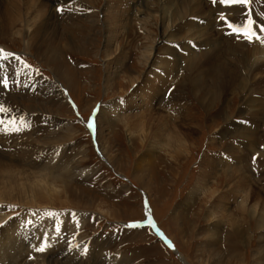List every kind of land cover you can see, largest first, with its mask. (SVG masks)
I'll return each mask as SVG.
<instances>
[{
  "label": "rangeland",
  "instance_id": "1",
  "mask_svg": "<svg viewBox=\"0 0 264 264\" xmlns=\"http://www.w3.org/2000/svg\"><path fill=\"white\" fill-rule=\"evenodd\" d=\"M128 1L121 18L123 28L119 45L109 56L105 50L106 26L99 23L92 27L89 22H83V19V25L78 27L73 26L74 23L69 20L62 22L61 39L52 42L53 49L60 51L54 59L48 56H51L52 52L45 55L40 50L27 49L24 37L23 39L13 35H0V46L25 54L27 65L37 67L38 70L32 69L44 75L45 80H49L45 87H36L33 82L31 83L34 86L27 81L26 85L30 87L27 86L22 90L24 104L30 107L32 112L43 115L36 132L37 137L48 138L51 142L57 140L55 142L60 150L66 145L67 154L64 161L68 163L67 165L77 166L74 172L66 173L64 179L58 182L60 196L53 199L42 198L43 204L46 205L41 206L53 208L56 213L66 210L78 212L84 218L85 222L79 230L75 229L71 232V237H66L64 248L69 251L74 250L73 244L76 241L77 247L83 248L81 254L84 256L90 250L92 243L100 240L104 246L98 251L100 255L95 264H253V254L259 248L262 236L261 230L255 229L257 223L255 224L251 219L244 220L240 208L237 207L241 197L233 207L226 208L225 203H221L214 205L216 209H213L212 204L218 199L219 194H212L211 189L217 187L219 191L226 189V172L222 170L228 164L234 167L247 162L251 164L253 157L258 155L259 161L264 165V145L245 147V145L233 144L236 142V137H239L238 134L225 136L222 133V128L226 127L227 122L234 117L239 119L244 116L239 112L243 100H250L252 95H257L252 94L253 89L246 95L240 92L241 85H247L248 80L242 82L240 80L241 84L236 85L233 91L226 92L224 96L221 91L222 85L219 84L226 81L224 80L226 78L228 82L232 79V76L225 75L227 67L236 70L238 77V71L244 67L241 61L245 64L248 62L243 55H239V51H236L237 55L234 54L235 52L230 55L232 48L246 49L244 53L247 51L249 58L250 54L264 56V45H257V43L264 44V0L229 4L228 8L221 0H196L198 6L194 7L197 8L185 19L171 25L159 18V12L163 11L161 6H168L171 10V6L184 9L187 3L188 7L195 3L194 0H139L137 3L141 6L139 5L137 9H134L136 0ZM148 2L152 3L150 12L144 8ZM93 3L100 18L104 19L103 12L106 10L108 0H93ZM238 5L247 6L246 14L250 12L249 7L262 11L259 17H254L253 12L250 13L247 21L245 15L237 16L240 21L244 19L241 24L252 21L254 17V29L258 30V38L254 37L253 43H248L246 38H239L244 37L242 32L235 37L228 27H223L228 19L234 24L232 21L235 16L225 13V20L218 16L219 8L226 7L227 11L235 13ZM150 14L153 17L149 18ZM213 17L217 18L214 23L209 21ZM141 20L148 21L145 28ZM208 24L224 28V31L214 29L219 34L215 31L216 35L211 33L213 37L210 33L205 35L214 45L212 61L217 63V68L209 67L199 57L202 37L197 33L201 29L208 28ZM205 32L207 33V30ZM67 39L75 46L68 45ZM226 43L229 47H226ZM152 45L155 49L149 59L151 52L146 55L145 49ZM7 59L0 57V62L4 66V71H0L1 102L10 88L6 75L10 61ZM250 60V65L264 61L263 58L253 59V57ZM109 61L114 70V78L108 86L106 76ZM168 69H171L168 76L161 75L153 82L159 71ZM253 72L247 76V79L257 74L255 79L251 80L258 84L261 79L256 77L260 73L264 74V66H256ZM211 75L213 76L210 77ZM5 79L7 83H4ZM14 81L16 78L12 79V82ZM144 81L145 85L150 86L148 96L153 102L150 103L146 99L144 104L148 101L149 106L152 105V113L148 114L147 110L146 114L136 113L128 116L125 107L127 98L137 84ZM159 81L161 84L166 83L162 92H159L160 89L158 90L157 87L153 88V84ZM34 82L37 81L34 79ZM259 85L257 90L260 89ZM18 87L22 88V86ZM262 91L264 86L260 89V92ZM211 94L215 95L209 97ZM161 97L163 101L158 104L157 101ZM206 98L209 100L207 101ZM174 101L176 105L172 110L170 107L174 105ZM1 102L0 109H3ZM251 104L253 109L257 107L255 102ZM97 106L100 112L97 115L96 140H94L86 122L93 117ZM176 107L179 113L178 124L188 123L186 127L189 133L185 136L187 143H183V148L179 147L180 143L174 147H167L163 144L164 140H160L162 143L159 144L160 147L158 145V151L153 152L154 155L151 154L153 156L150 162L140 165L143 154L150 153L146 151L155 139V135L148 138L142 129H146L147 126H151L154 131L160 126L164 128V120L158 121L154 114L158 115V119L164 115L169 116L167 113L176 111ZM251 113L252 111L249 110L245 115L250 117ZM174 115L175 112L171 116ZM231 115L232 118L229 120L227 117ZM53 118H57L65 127H60ZM244 118L250 120L247 116ZM246 119H244L245 123L248 122ZM0 121H3V125L0 123V129L13 127L12 120L3 119L2 111H0ZM250 122H257L256 126L259 127L260 132L256 135L246 129L245 135L249 136L250 140H264V113L257 118V121ZM18 135L14 130L12 132L0 130V139L8 145L20 139ZM230 143L233 146L227 149ZM252 148L257 150L253 157L250 155ZM50 153L48 149L40 159L47 160ZM60 154L62 155V152H57V155ZM256 156L254 159H257ZM207 157L212 159L215 157L218 160L216 171L219 183H214L212 179L209 181L207 178L200 179L203 169H207ZM59 161L63 160L55 159V163ZM197 185L200 191L193 201L187 202ZM253 185L258 188L260 186L259 189L264 195V167L253 169L251 186ZM145 198L148 200L158 228L172 241V245L160 240L148 226L138 229H129L125 226L128 222L145 220L147 214ZM250 204L247 213H251L254 208L261 211L264 207L256 197L251 199ZM21 209L22 206H17L14 212L18 213ZM214 222H218L219 225L212 229ZM240 234H243L242 238H239ZM78 236H81L80 243L77 240ZM262 256L264 264V247Z\"/></svg>",
  "mask_w": 264,
  "mask_h": 264
},
{
  "label": "bare ground",
  "instance_id": "2",
  "mask_svg": "<svg viewBox=\"0 0 264 264\" xmlns=\"http://www.w3.org/2000/svg\"><path fill=\"white\" fill-rule=\"evenodd\" d=\"M138 1L139 0H136L134 9H137V7L140 5V3H137ZM194 1L195 3L192 4L191 2L192 5L189 4V7L187 3V6L184 9H179L171 6V10L170 7L163 5L161 6L163 11L159 12V18H161L162 21H166L167 24L170 25L178 20L185 19L192 10H195L197 8L194 6H198V2L196 0ZM128 2V0H108L106 10L105 12H103V16L105 17L103 19L100 18L93 0H0V35H13L14 37L20 38L24 37L27 43V49L30 50V48H32L36 49L37 51L40 50L45 55L52 52L51 56H48L51 57V59H54L59 50L57 51V49H53L52 42L61 39L60 35L61 31L63 30L62 22L69 20L74 23L73 26L77 27L82 26V23L84 21L89 22L92 27L100 23L106 26L105 50L107 55L109 56L111 54V51L117 49V46L119 45L120 35L122 33L121 30L123 28L121 26V18L124 15V11L126 10L125 8L127 7ZM151 4V2H148L144 5V8L147 12H150ZM222 4L227 8L229 7V4ZM260 5V7H262L261 3ZM226 7L219 8L218 16L220 18L223 16V20H225L226 18L225 13L235 16V19L232 22L238 25V27H247L248 25V22H244L241 24V21L244 19L240 21L238 20L239 17L245 15V20L247 21V19L250 18V13L253 12L255 13L253 14L254 17H259L262 12L261 9H250V12L246 14L247 6L238 5V9L236 10V12L232 13L230 11H227ZM207 10L209 11V8ZM150 17L153 16L150 14L149 18ZM216 19V17H213L209 21L214 23L216 22ZM142 23L143 27L145 28V25L148 23V21L145 20L142 21ZM208 25V28L201 29L197 33L198 36L202 37L200 52L201 56L199 57L201 58L202 62L207 63L209 67L217 68V63L212 61V55L214 52L212 48L214 45L205 35H208L209 33H214L216 35V30L224 31V28L216 27L213 25L210 26V24ZM169 27L170 26H168V29ZM254 28L255 24L253 23L251 30H253ZM206 30L207 33L205 32ZM217 34L219 33L217 32ZM211 35L213 37V34ZM219 37L220 41H222L220 35ZM240 38L242 37L240 36ZM56 42H54V46H56ZM154 42L155 40L153 41V43ZM72 43L73 42H70L69 39H67L68 45H74V43ZM225 45L226 47H229L228 43H226ZM154 49L155 46L153 47V45L148 46L145 49L146 55L151 52V54L149 55V59H151ZM234 49L235 51H233ZM244 50H241L240 48L239 50H236V48H232V51L229 53L231 55L234 52V54H236L239 51V55H243V57L248 60V62L245 64L244 61H241L244 67L241 71H238V77H240V79L237 77L236 70L232 69L231 67H227L225 75L232 76V79L230 82H228L227 78L224 79L226 81L219 82V84L222 85V96H224L226 92L228 93V91H233L236 85L241 84V82L245 80H248L250 83L248 82V84L244 86L242 84L240 92L246 95L251 91V89H253L252 94H256L257 96L252 95V97H250L251 99L249 98L250 100H243V105L241 106L239 112H241V114H243L244 116L240 115L242 117L239 119H237V117H234L231 121L229 120L232 118V115L228 116L227 118L229 119V122H227V125H225L226 127L224 129L222 128V133L225 136H229L232 134L234 135L235 133L238 134L239 137H236V142L233 144H241L245 145V147H254L256 145H264V140H250V138H248L249 136L245 135V130L247 129L249 130V133H255L256 135L260 132L259 127L256 126L257 122L250 121H257V118H259L264 113V97L262 98V95L264 96V91L260 92V89L264 86V79H262L264 78V74L260 73L258 75L259 78L256 77V79H261L258 83L260 84L259 90H257L258 84H256L254 80H251L255 79V76L257 74L252 76V78L250 77L249 79H247V76L250 73H254L253 71L256 66H264V61H258L255 64L250 65V59L252 57L253 59H264V56L262 54H257L255 56H252L250 54L249 58L248 52L245 51L244 53ZM0 57L5 60L6 58H8L7 61H10L7 67V71L5 69V71L7 72L6 75H8L10 88L7 92L8 94L5 93L6 95H4L2 102L0 101L3 109H5V111H2L3 119L9 118L10 120H12L13 127L11 128H19V131L14 130V132L18 133V136L21 137L20 139H16L11 143L9 142L10 149L9 145L2 142L3 140L0 139V264H70L67 261L73 262L72 264H95L99 259L98 255H100L98 251L102 250V247L104 246L103 243L100 242V240L97 243L93 242L88 253L86 255L83 254L84 256H82L81 254L83 248L80 249V247H77L78 245L76 244V241L74 242V240L73 247L75 249L72 247L74 250L69 251L64 248L66 237H69L71 235V232L75 229L79 230V227L85 222L84 218L80 216L78 212L76 213L74 211L66 210L60 213H56L54 212L55 210L53 208L48 209L41 206L46 205L43 204L41 200L42 198L53 199L56 196H60L61 193L57 185L58 182L61 181L60 179H64L66 173L68 174L70 173V171L74 172L77 169V166H74L73 164L67 165L68 163L64 161V158L67 154L66 145L63 146L62 150H60L57 143L55 142L57 140L51 142L48 138L42 139L37 137L36 132L38 131V127L41 124V117L43 115L41 116L40 114L32 112V109L30 107L28 108L24 104L22 99V90H24V88L28 86V84L26 85L27 81V83L33 82L36 87H45V84L48 85L49 80H45L46 78L44 77V75H41V73H39L37 70L35 71L31 67H28L24 63H21L17 59V57H13L11 55H1ZM111 66L112 65L109 61L107 66L108 74L106 76L108 86L114 78V70L113 68H111ZM170 72L171 69L159 71L155 75L153 82H155L157 80V77L161 75L168 76ZM212 76L213 75H211L210 77ZM201 77L202 76H200V78ZM13 78H16V81L12 82ZM34 79L37 82H34ZM167 81L168 79L165 80V82ZM261 83H263V85H261ZM153 85V88L157 87L158 90L160 89L159 92H162L166 83L161 84L159 81ZM250 85L252 86V88ZM18 86H22V88L19 89ZM29 90L30 89H27V91ZM149 90L150 86H148L147 84L145 85V81L144 83L137 84V86L127 98L128 102H126L125 105V107H127L126 112L129 113L128 116L136 113L146 114L147 110L148 114L152 113V105L149 106V104L153 102L152 99L148 96ZM214 95L215 94H211L209 97H213ZM146 99H148V101L150 102L149 104L148 101L147 104H144ZM206 99L207 101L209 100V98ZM162 101L163 97H161V99L157 101V103L160 104ZM212 102L213 99L211 103ZM254 102L257 107L253 109L251 103ZM175 105L176 102L174 101V105H172L170 108L174 110L173 108ZM249 110L252 111L250 117L249 115H245ZM174 112L175 115L171 116ZM174 112L169 111L167 113L169 114V116L164 115L159 119L157 117L158 115L154 114L158 121L164 120L165 129L161 126L155 131L151 129V126H147V128L144 130L142 129V131H144V134L148 138H150L152 135H155V139L149 144V147L146 151L150 153L143 154V158L140 160V165H142L144 162L146 163L147 161H149L154 153L158 151L157 147L162 143V141L160 140H164L163 144H165V146L167 145V147H174L175 145L180 143L179 147L183 148V143H187L185 136H187V134L189 133L186 127L188 123L184 122V124H178L179 113L177 107L176 111ZM245 116H247V118H249L250 120L248 121L246 118H244ZM244 119H246L248 122L245 123ZM95 120H97V116ZM53 121L60 127H65V125H61V123H59V120L57 118H53ZM130 125L131 124H129V126ZM143 125L144 124L142 123V126ZM99 127L100 122L98 123V128ZM97 134H99V132H97ZM244 141L248 143H245ZM232 146L233 145L231 143L228 144L227 149ZM48 149L51 151V153L47 160H44V158L40 159ZM57 152H62V155H57ZM256 152L257 150L255 148L250 149L251 157H253ZM152 153L153 155H151ZM55 159L63 161L55 163ZM218 164L219 163L217 158L214 157V159H212L210 157H207V169H203V172L200 175V179L203 180L207 178V181L212 179L213 181H215L214 183H219L218 174L216 171V166ZM263 167L264 165L261 164L259 158L257 160H252L251 164L247 162L246 164L239 167H234L232 164H228L222 170V172H226V189L223 191H219L218 187L214 190L211 189L212 194H219L218 199H216L212 204L213 209H216L214 205H220L221 203H225L226 208L233 207L234 204H237L238 198L241 197V201L237 205V207L240 208L239 210L242 213L244 220L248 218L251 219V221L255 222V224L257 223L255 229L261 230L262 236L260 239L259 248L255 250L253 254V264H263L262 252L264 247V207L261 211L254 208L251 213L247 212L250 209V202L253 197L258 198L259 201L264 204V199H262L264 195L259 189L260 186L259 188L255 185L251 186L253 169L258 170L262 169ZM78 174L79 173H76V175ZM257 183L258 182H255V184ZM199 191L200 187L198 185L194 187L193 191L187 199V202L193 201ZM17 206H22V209L20 210V212L18 211V213L14 212V210L16 211ZM218 225V222H214L211 228L215 229L218 227ZM238 236L239 238H242L243 234H240ZM80 238L81 236H78L77 240L79 241V243L81 242Z\"/></svg>",
  "mask_w": 264,
  "mask_h": 264
},
{
  "label": "snow or ice",
  "instance_id": "3",
  "mask_svg": "<svg viewBox=\"0 0 264 264\" xmlns=\"http://www.w3.org/2000/svg\"><path fill=\"white\" fill-rule=\"evenodd\" d=\"M221 2L225 3V4H246L249 2V0H221ZM221 19L223 20L224 17L222 16ZM253 23H254L253 21H248L247 27H243V26L242 27H235L232 23H229L228 27L231 28L234 32H243L244 35L249 40H252L254 37H256V33L251 30ZM0 51H2V50H0ZM4 82L7 83L6 80ZM0 111H5V109H0ZM0 123H3V122L0 121ZM88 127L89 128L94 127V122L92 119L89 120ZM0 130H3V131H12V130L19 131L20 129L19 128H14V129L13 128H4V129H0ZM40 250H43V249H40Z\"/></svg>",
  "mask_w": 264,
  "mask_h": 264
}]
</instances>
